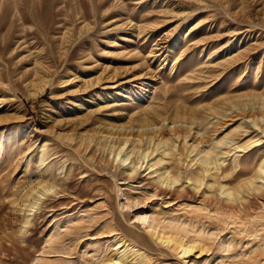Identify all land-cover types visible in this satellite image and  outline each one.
Segmentation results:
<instances>
[{"label": "rangeland", "instance_id": "rangeland-1", "mask_svg": "<svg viewBox=\"0 0 264 264\" xmlns=\"http://www.w3.org/2000/svg\"><path fill=\"white\" fill-rule=\"evenodd\" d=\"M263 102L264 0H0V264H264Z\"/></svg>", "mask_w": 264, "mask_h": 264}, {"label": "bare ground", "instance_id": "bare-ground-1", "mask_svg": "<svg viewBox=\"0 0 264 264\" xmlns=\"http://www.w3.org/2000/svg\"><path fill=\"white\" fill-rule=\"evenodd\" d=\"M264 104V102H263ZM146 125V124H145ZM160 141V140H159ZM128 140L125 142L127 143ZM163 145V144H162ZM163 147V146H162ZM163 155H166L165 150L163 151ZM212 159V158H211ZM210 158L205 157L203 161H201L202 165H205L206 167L210 166L212 164ZM157 162H162V159H158ZM213 165V164H212ZM178 180V179H177ZM173 182H176L174 179ZM227 194V193H226ZM230 195V194H227ZM231 196V195H230ZM138 221L140 222L141 226L143 227H149L151 226V223L149 222L148 218L145 217H139ZM191 234V233H190ZM184 240H181L179 242H172L169 240H165L163 244H174V249L179 250V254L181 256H186L189 253L192 252V246L190 243L192 242V238L188 235V233H184ZM194 248V247H193ZM122 249V250H121ZM222 251L226 250V245L223 243L220 248ZM133 248H128L127 245L123 244L118 250L116 255L113 256V258L109 261V264H146L145 257L142 254H139L137 251H132Z\"/></svg>", "mask_w": 264, "mask_h": 264}]
</instances>
